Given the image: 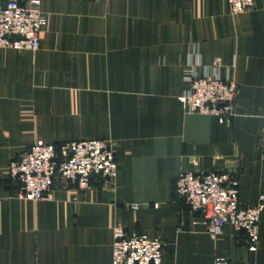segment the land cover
<instances>
[{
	"label": "crops",
	"instance_id": "0c3cea01",
	"mask_svg": "<svg viewBox=\"0 0 264 264\" xmlns=\"http://www.w3.org/2000/svg\"><path fill=\"white\" fill-rule=\"evenodd\" d=\"M39 8L38 48H0V264H111L116 225L159 237L161 264H264V205L252 250L229 225L211 239L175 192L177 174L192 170L228 172L241 204L264 194V0L238 14L227 0ZM189 68L234 82L227 122L183 107ZM83 138L112 140V180L79 189L56 176L43 198L18 197L10 160L36 140L59 150Z\"/></svg>",
	"mask_w": 264,
	"mask_h": 264
},
{
	"label": "built area",
	"instance_id": "2783aa9c",
	"mask_svg": "<svg viewBox=\"0 0 264 264\" xmlns=\"http://www.w3.org/2000/svg\"><path fill=\"white\" fill-rule=\"evenodd\" d=\"M230 14L249 8L253 0H227ZM45 17L39 0H7L0 5V48L36 50ZM220 64L213 61L214 67ZM189 88L179 96L189 112L215 116L227 122L234 113L235 84L218 74H197L186 69ZM118 170L114 143L110 139L83 138L56 145L36 140L8 163V177L20 185L18 197L43 198L59 176L79 189L90 187L95 178L112 180ZM175 192L193 211L211 239L222 234L226 225L243 231L249 249H255L258 224L264 205V194L254 204L244 205L238 199V181L228 172L197 174L182 170L175 180ZM138 205H134L137 207ZM164 242L145 232L126 230L116 225L112 230L111 264H161ZM211 264H230L226 257L216 256Z\"/></svg>",
	"mask_w": 264,
	"mask_h": 264
}]
</instances>
